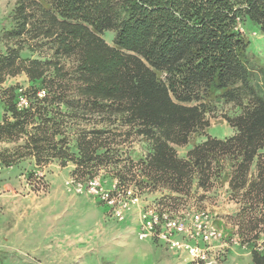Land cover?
I'll return each instance as SVG.
<instances>
[{"label":"trees","instance_id":"16d2710c","mask_svg":"<svg viewBox=\"0 0 264 264\" xmlns=\"http://www.w3.org/2000/svg\"><path fill=\"white\" fill-rule=\"evenodd\" d=\"M8 14L3 37L14 42L0 48V85L21 73L27 83L2 89L3 168L58 161L88 178L123 162L120 180L139 169L138 184L183 193L227 181L251 264H264V81L241 30L249 19L264 33V0H15ZM20 88L30 102L22 110ZM219 102L241 107L225 117L234 134L179 154ZM95 114L118 125L81 123ZM132 136L151 144L136 162L122 157Z\"/></svg>","mask_w":264,"mask_h":264},{"label":"rangeland","instance_id":"374dc122","mask_svg":"<svg viewBox=\"0 0 264 264\" xmlns=\"http://www.w3.org/2000/svg\"><path fill=\"white\" fill-rule=\"evenodd\" d=\"M15 0H0V48L8 42H14L13 40L3 37L5 28H8L12 24L11 16H9V10L14 4ZM244 28V30H243ZM242 32L245 31L246 37L249 39L248 52L252 55V61L257 66V79L264 81V33H262L259 27L252 21L247 19ZM114 33L113 31H106L105 39L112 44ZM17 41L16 43H18ZM20 43V42H19ZM49 52L48 48L37 50L38 54ZM42 52V53H39ZM69 60L67 65H69ZM27 83V77L24 73H21L15 77L6 76L5 81L0 85V122L2 121L3 110L1 104L2 89L10 84H24ZM241 113V107L233 102H219L213 106L208 112L207 118L210 121V126L205 129L202 134H193L190 141L185 146L179 147V154L184 155L188 149L195 144L205 140L207 136L216 138H225L234 134V129L227 123L225 117H235ZM87 122L81 121L82 124L87 127L110 125L116 127L118 122L110 123L112 121L103 118L102 115H89ZM115 125V126H114ZM11 147L8 142L0 141V151ZM123 158L132 159L138 161L140 157H144L151 151V144L141 137L132 136L125 140L122 144ZM264 153V148L262 149ZM33 161V160H32ZM30 160L21 161L20 164L4 167L10 169L9 173L14 176L16 185L20 184L18 188H14V191L19 195L27 194H40L38 192H45L48 190L53 182L58 179V174H63L61 177L67 175L72 171V163H68L63 167L58 161H51L44 165H35ZM32 163V164H31ZM31 164V165H29ZM123 162L117 167L107 166L98 171V174L104 176L105 179H111L112 176L123 170ZM28 168H25V167ZM229 164L227 165V167ZM62 171V172H61ZM30 172L33 173L30 178ZM139 174V169H134L129 174L128 179L130 183H135L139 188L142 197L147 202L163 203L165 205H183V208L187 209H207L209 210L216 221L217 226L224 233V247L220 248L219 260L222 255H227L228 264H251V256L248 245L246 242L243 244V237L238 232V225L236 222V214L239 212L240 204L236 198L229 193L228 182L221 179L214 178L212 186L207 189L198 188L188 190L186 192H173L169 191L164 186L154 187L152 185H145L144 183H137L132 175ZM16 175L18 177H16ZM16 177V178H15ZM35 177L37 179H35ZM115 177V176H114ZM56 182V181H55ZM109 208L104 204H97V207H92L90 211L87 209H81L80 213L72 211L69 219L80 220L83 223L84 231L92 232L94 237V231L105 228L106 231L110 227L121 230L126 224L120 222L117 219L109 216ZM4 216L0 214V223L3 221ZM129 229L135 227L133 234H127L124 232V236L117 233L108 232V243L104 246L103 242L98 243L101 245V263L102 264H187L186 253H177L172 250L167 251L163 242H154L153 240L146 239L144 241L138 240L136 232V224L132 223L127 225ZM88 229V230H87ZM126 229V228H125ZM3 232L0 227V264H9L10 260L7 254V250L2 246ZM263 245V240L259 239L256 248L260 249ZM94 249V248H93ZM6 256V257H5Z\"/></svg>","mask_w":264,"mask_h":264},{"label":"crops","instance_id":"0c3cea01","mask_svg":"<svg viewBox=\"0 0 264 264\" xmlns=\"http://www.w3.org/2000/svg\"><path fill=\"white\" fill-rule=\"evenodd\" d=\"M9 170L2 168L0 171V214L4 216L0 227L9 264H102L98 243L103 242L104 246L108 243L109 231L121 237L124 232L133 234L135 227L134 230L127 227L132 223L136 224V232L139 230L138 215L134 212L120 221L126 224L121 230L110 227L106 231L103 228L95 230L93 237L91 231H84L82 221L68 217L72 211L80 213L82 208L90 211L100 202L68 191L64 182L70 176L69 172L63 177L59 173L56 182L45 192L19 195L14 191L20 186L15 184L18 176L15 181ZM107 214L113 217L109 211ZM164 247L169 252L170 249Z\"/></svg>","mask_w":264,"mask_h":264},{"label":"built area","instance_id":"2783aa9c","mask_svg":"<svg viewBox=\"0 0 264 264\" xmlns=\"http://www.w3.org/2000/svg\"><path fill=\"white\" fill-rule=\"evenodd\" d=\"M18 92V109L28 108L30 102L24 89L20 88ZM45 95L44 89L38 92L41 98ZM2 168L0 164V171ZM64 183L68 191L87 195L107 206L109 214L119 221L137 213L140 240L161 241L174 252L186 253L191 264H219L225 237L209 210L147 202L135 183L117 176L107 180L98 173L88 178L70 175ZM260 250H264V245Z\"/></svg>","mask_w":264,"mask_h":264}]
</instances>
